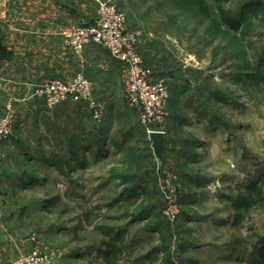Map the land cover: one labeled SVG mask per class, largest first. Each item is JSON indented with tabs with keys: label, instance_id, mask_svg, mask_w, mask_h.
Wrapping results in <instances>:
<instances>
[{
	"label": "rangeland",
	"instance_id": "374dc122",
	"mask_svg": "<svg viewBox=\"0 0 264 264\" xmlns=\"http://www.w3.org/2000/svg\"><path fill=\"white\" fill-rule=\"evenodd\" d=\"M93 1L95 18L105 2L126 16L144 65L168 88L161 158L123 73L121 104L101 124L86 104L50 110L42 99L39 131L17 138L15 118L3 142L17 147L0 163V264L35 249L55 252L54 264H107V243L121 252L116 264H264V0L223 4L238 32L214 0ZM93 49L103 48L73 52L74 76H87ZM240 196L250 205L238 210Z\"/></svg>",
	"mask_w": 264,
	"mask_h": 264
},
{
	"label": "crops",
	"instance_id": "0c3cea01",
	"mask_svg": "<svg viewBox=\"0 0 264 264\" xmlns=\"http://www.w3.org/2000/svg\"><path fill=\"white\" fill-rule=\"evenodd\" d=\"M95 6L93 0H0V118L9 106L16 109L17 138L32 128L38 132L44 120L45 104L35 89L77 72L79 62L64 44L61 31L70 25H89L96 17ZM104 60L105 68L99 65ZM84 67L95 97L105 105V115L117 111L124 89L122 65L104 49H93L86 52ZM4 144L0 163L5 151L17 147Z\"/></svg>",
	"mask_w": 264,
	"mask_h": 264
},
{
	"label": "built area",
	"instance_id": "2783aa9c",
	"mask_svg": "<svg viewBox=\"0 0 264 264\" xmlns=\"http://www.w3.org/2000/svg\"><path fill=\"white\" fill-rule=\"evenodd\" d=\"M64 44L81 55L90 44L101 46L122 65L126 96L129 105L139 113L141 125L149 135L161 132L168 113L169 91L163 81H154L150 68L144 65L138 50L140 33L130 29L126 16L111 2L99 3L98 16L92 25H73L61 31ZM35 95L44 100L50 110L64 103L86 104L93 120L101 124L105 106L94 94V84L79 74L68 80H49L35 89ZM15 112L9 106L0 118V145L12 136ZM167 215L178 214L174 196H170ZM58 255L53 251L35 249L4 264H54Z\"/></svg>",
	"mask_w": 264,
	"mask_h": 264
},
{
	"label": "trees",
	"instance_id": "16d2710c",
	"mask_svg": "<svg viewBox=\"0 0 264 264\" xmlns=\"http://www.w3.org/2000/svg\"><path fill=\"white\" fill-rule=\"evenodd\" d=\"M230 1L231 0H214L217 6L218 15L221 19L222 24L225 27H227L229 30L233 32H238L242 29L241 21L233 18L227 12V10L223 7L224 3H229ZM262 202H263L262 199L255 198V200L253 201V204L258 205ZM233 205L238 210L245 209L250 205V200L244 196H240L238 199H236L233 202ZM98 230L101 231L106 236H109L111 234L109 228L100 227ZM114 239L117 240V238H113L114 242H115ZM107 245H108L109 251L107 253L100 252V257H102L107 262V264H116V260L119 259L121 252L117 248H115L113 244L107 243Z\"/></svg>",
	"mask_w": 264,
	"mask_h": 264
},
{
	"label": "water",
	"instance_id": "95a60500",
	"mask_svg": "<svg viewBox=\"0 0 264 264\" xmlns=\"http://www.w3.org/2000/svg\"><path fill=\"white\" fill-rule=\"evenodd\" d=\"M151 140L156 157L161 158V153L165 145V135L162 133H153Z\"/></svg>",
	"mask_w": 264,
	"mask_h": 264
}]
</instances>
